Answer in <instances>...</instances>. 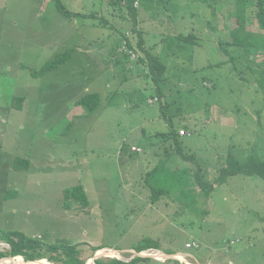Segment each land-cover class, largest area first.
<instances>
[{
	"label": "rangeland",
	"instance_id": "1",
	"mask_svg": "<svg viewBox=\"0 0 264 264\" xmlns=\"http://www.w3.org/2000/svg\"><path fill=\"white\" fill-rule=\"evenodd\" d=\"M61 1L75 14L56 0H0V231L78 243L87 264L116 258L98 246L125 261L149 258L135 264H264L263 178L230 176L189 209V189L154 201L145 179L168 151L172 165L199 164L214 182L229 154L264 160V48L255 38L220 44L216 30L219 15L224 41L231 38L237 0ZM141 37L166 64L160 77L139 60L148 58ZM66 52L65 63L33 76ZM94 92L91 113L78 100ZM170 129L195 163L177 158L174 138L158 136ZM17 159L29 164L17 169ZM78 184L87 207L64 196ZM145 240L167 256L137 252Z\"/></svg>",
	"mask_w": 264,
	"mask_h": 264
},
{
	"label": "trees",
	"instance_id": "2",
	"mask_svg": "<svg viewBox=\"0 0 264 264\" xmlns=\"http://www.w3.org/2000/svg\"><path fill=\"white\" fill-rule=\"evenodd\" d=\"M131 1V5H133L135 0ZM250 2L251 0H237V4L239 6H242V9H240L242 11L245 10V7H247ZM56 4L60 10L65 12L64 14H67L69 16L75 14L74 12H70L61 0H56ZM254 10L256 23L259 29L264 32V0H258L254 7ZM131 13L136 28L138 16L137 9L135 7L132 8ZM234 21L237 25L229 27L231 38L228 41L220 40V44L225 42L228 45L232 44L237 46H246L247 37L245 32L248 28L246 14L236 13L234 16ZM194 37L195 36L193 34H189L188 36L184 37V39L195 42ZM261 40H263V42L260 40H258V42L261 44V46H264V38H261ZM138 46L148 54L147 59L139 58V60L147 62L150 65L152 71L159 77L165 74L167 68L166 64H164L158 56H155L149 52V50L144 45V40L142 37L139 40ZM70 55L71 52L60 54L55 59H52L45 63L38 71L33 72V76L38 77L48 70L57 68L58 66L65 63L70 58ZM223 62L224 61H221L219 64H223ZM160 96L163 95L160 94ZM16 100H18V107H21L20 104L23 98L18 97ZM78 102L87 106L89 112L93 113L100 103V95L96 92L88 93L87 95L79 99ZM162 107L166 108V105H163ZM158 136H161L165 141H168V138H174L177 143V150L175 154L177 158L179 157L181 160L186 162L192 161V156L190 157V155H187L182 151L181 142L179 140V137H181L179 131H177L176 129H170L168 132H159ZM166 151H168V149L164 150V152ZM168 153L169 154L164 155L166 161L160 159L159 163L155 164L156 166L152 170L148 171L145 176L147 184L151 188L154 201L158 200L161 196L164 195L171 196L173 194H176L179 192V190L186 193V189H189V191L191 192V201L189 203H185V205H187V207L185 208H193L198 205V197L199 200H201L203 197L209 198L215 189V183H224L230 176H234L237 174H250V176L258 175L264 179V160L250 159L249 161H246L244 163H239L237 162L238 160L232 159L233 155L229 154L227 157L228 160L225 162V164L220 166V174L217 178L214 179L216 180L214 182L204 177L203 168L197 163V165L195 166L186 167H176L172 165L173 152L170 153V151H168ZM192 162L195 163L196 161ZM28 164L29 161L26 159H17L15 161L14 167L20 169ZM64 192V196L67 200L74 199L83 207H87L89 205V199L83 185L78 184L73 186L72 188H66ZM177 199L180 200L181 198L176 195V198H174V200L178 201ZM192 199L194 200L193 205H191ZM0 242H5L9 245V249L0 250V259L5 257H22L25 262L47 259L48 261L56 264H87L88 258L83 256V251L80 248V244L78 243L73 244L65 240L46 243L41 239L35 236L28 235L21 230H1ZM101 248L103 247L98 246L94 249L97 251ZM135 248L137 252H141L151 248L158 249V245L154 241L152 242L149 240H145L141 243H138ZM176 252L177 251L172 250L167 253L174 254ZM145 259L149 258L136 256L130 261H125L118 258L104 260L98 257L97 259H95V264H135ZM176 263L179 264V261L176 260Z\"/></svg>",
	"mask_w": 264,
	"mask_h": 264
},
{
	"label": "crops",
	"instance_id": "3",
	"mask_svg": "<svg viewBox=\"0 0 264 264\" xmlns=\"http://www.w3.org/2000/svg\"><path fill=\"white\" fill-rule=\"evenodd\" d=\"M256 3L257 2H254V1L253 2H250V4L247 5V7H245V10L242 11V10H240V9H242V6H239L237 4V2H236V7H234L235 5L233 4L232 5L233 6L232 9H230L232 11V14H229L230 15L229 18H231L233 20H234V16H235L236 13L246 14V17H247V25H248V28H247V30L245 32L246 33V37H247L246 46L249 44V41H248L249 38H252V39L255 38L256 39V43H258L260 46H261V44L258 42V40L261 39V38H264V33L261 30L258 29L259 27H258V25L256 23V18L254 17V15H255L254 7H255ZM139 4H141V2ZM147 9L148 8H145V9H143V11H145ZM99 14L100 13H97V15H99ZM137 19H138V17H137ZM252 22L255 23V25H257L255 27V29L252 28V27L251 28L249 27V26H251L249 23H252ZM216 23H217L216 24V30L218 32V36L221 37V40H224V38L222 37V35L220 33V29H219V27H220V18H219V15H218V17L216 19ZM226 27L223 26V28H226ZM228 27H230V26L228 25ZM228 32L230 33V30L229 29H228ZM88 37H89V43L88 44L91 46L92 45V42L94 41V38H92L91 36H88ZM225 41H227V39H225ZM95 44H96V48H99L98 51L101 50V48L98 47V44H99L98 41L95 40ZM261 47L264 48V46H261Z\"/></svg>",
	"mask_w": 264,
	"mask_h": 264
},
{
	"label": "bare ground",
	"instance_id": "4",
	"mask_svg": "<svg viewBox=\"0 0 264 264\" xmlns=\"http://www.w3.org/2000/svg\"><path fill=\"white\" fill-rule=\"evenodd\" d=\"M99 253H104L106 256H110V257H116V258H122V253H120V251L118 249H114V248H108V249H100L98 250ZM143 254H147V253H151L153 256L157 257V258H164L165 256H167L163 251L159 250V249H148V250H144L141 251ZM169 257V256H168ZM178 257L180 258H184L183 254H178ZM91 259V258H90ZM18 260H22L21 257H12V258H3L1 260V264H8L10 262H13L14 264H36V261H29V262H24V260H22L23 262H19ZM45 261V259H43ZM89 260V259H88ZM38 261V260H37ZM42 261V260H41ZM47 263H50L48 260H46ZM88 262V261H87ZM91 263V261H90ZM89 263V264H90Z\"/></svg>",
	"mask_w": 264,
	"mask_h": 264
},
{
	"label": "built area",
	"instance_id": "5",
	"mask_svg": "<svg viewBox=\"0 0 264 264\" xmlns=\"http://www.w3.org/2000/svg\"><path fill=\"white\" fill-rule=\"evenodd\" d=\"M136 4H138V1L136 2ZM131 56L132 57H135L136 56V53L134 51L131 52ZM185 131H182V134H184ZM133 149H135V147H133ZM191 243H188V245L190 246ZM195 244V243H194Z\"/></svg>",
	"mask_w": 264,
	"mask_h": 264
},
{
	"label": "water",
	"instance_id": "6",
	"mask_svg": "<svg viewBox=\"0 0 264 264\" xmlns=\"http://www.w3.org/2000/svg\"><path fill=\"white\" fill-rule=\"evenodd\" d=\"M98 257H96L95 259H97Z\"/></svg>",
	"mask_w": 264,
	"mask_h": 264
}]
</instances>
